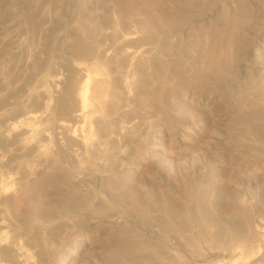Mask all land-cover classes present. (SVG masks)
I'll return each mask as SVG.
<instances>
[{"label": "rangeland", "instance_id": "374dc122", "mask_svg": "<svg viewBox=\"0 0 264 264\" xmlns=\"http://www.w3.org/2000/svg\"><path fill=\"white\" fill-rule=\"evenodd\" d=\"M3 38V60L23 48L68 76L59 110L85 69L84 125L60 118L94 148L30 158L0 233L45 264H253L264 0H0Z\"/></svg>", "mask_w": 264, "mask_h": 264}, {"label": "bare ground", "instance_id": "6f19581e", "mask_svg": "<svg viewBox=\"0 0 264 264\" xmlns=\"http://www.w3.org/2000/svg\"><path fill=\"white\" fill-rule=\"evenodd\" d=\"M6 41L4 38L0 39V56L3 53L2 47L5 46L3 44H7ZM9 43L6 47L10 46ZM18 50L13 52L7 60L0 58V110L2 109L0 122L2 125L10 122L7 133H0V214L3 210L14 214L11 178L14 175L17 178H23L26 175L30 158L47 153L51 150V144H55V149L59 151L65 149L63 148L66 147L65 143L71 142L76 143L87 153L94 148V144L90 145L91 142H87L88 138H84L85 135L82 136L81 131L78 132L79 126L76 125L70 129V125L64 121L66 117L60 118L62 114H66L69 115L71 123L84 125L87 118L84 111L85 95L87 83L90 80L85 69L81 66H73L74 70H71L74 74L73 78L71 76L73 81L71 88L68 86L70 92L67 88L66 90L67 94L71 93L73 102L71 109L65 112L57 108V100L59 90L68 76L65 78L63 73L61 76L55 71L57 69L52 68L54 76H43L42 72L47 67L49 57L41 59L37 57L39 53L31 54L23 48ZM40 108L42 111L37 113L36 111ZM260 139L264 145V123L261 127ZM43 211L39 217L47 222L51 219L52 213L50 210V212ZM1 225L0 223V227ZM38 228L43 231L47 229L40 226ZM18 245L14 243L12 237L3 232L0 233V264H45L43 260L32 256L31 253L23 252L24 248ZM256 253L253 264H264V227L259 232V248Z\"/></svg>", "mask_w": 264, "mask_h": 264}]
</instances>
